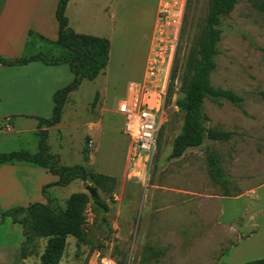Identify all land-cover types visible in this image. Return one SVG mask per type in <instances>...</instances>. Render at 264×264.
I'll return each instance as SVG.
<instances>
[{
	"label": "rangeland",
	"instance_id": "374dc122",
	"mask_svg": "<svg viewBox=\"0 0 264 264\" xmlns=\"http://www.w3.org/2000/svg\"><path fill=\"white\" fill-rule=\"evenodd\" d=\"M212 1L96 0L85 4L88 15L72 14L82 34L111 42L110 64L69 95L60 123L51 127V136L48 132V145L63 166H82L116 182L103 181L98 187L91 180L75 181L50 188L53 203L48 204L58 218L45 216L24 260L20 251L26 237L21 243L20 235L0 222L6 247L0 262L246 264L264 259V0H239L220 27L212 84L235 92L244 102L208 98L204 109L208 127L234 136L228 141L207 139L181 159H170L183 127L184 114L176 106L184 98L187 60L205 31ZM174 42L171 117L145 189L128 166L130 140L118 106L129 84L144 79L151 49ZM40 52L58 58L68 51L57 41L32 40L27 55ZM3 121L0 153L37 149L36 135H18ZM87 186L98 188L108 213Z\"/></svg>",
	"mask_w": 264,
	"mask_h": 264
},
{
	"label": "trees",
	"instance_id": "16d2710c",
	"mask_svg": "<svg viewBox=\"0 0 264 264\" xmlns=\"http://www.w3.org/2000/svg\"><path fill=\"white\" fill-rule=\"evenodd\" d=\"M72 0H61L57 11L59 23V36L57 45L64 47L68 52L58 58H50L43 52L35 55H27L15 60H0V67H22L35 62H41L47 67L68 66L75 76L74 81L65 88L57 91L53 97L55 107L50 120L39 119L40 128H51L60 123L69 95L77 91L85 80H95L101 72L106 70L110 61L111 42L107 39L88 35L77 34L69 27L66 9ZM239 0H213L207 20V26L203 31L197 49L193 50L187 60L182 91L184 98L177 101L178 108L184 114L181 133L175 138L171 160L181 159L188 150L201 147L208 139L210 141H228L233 133L211 129L207 126L208 116L205 114V101L226 99L233 104H241L244 99L233 91L216 89L212 84V74L217 68L216 58L218 46L222 39L220 29L223 17L230 14L237 6ZM44 39V38H43ZM40 153L32 155L25 151L0 153V164L13 162H27L37 167L48 170L58 177V181L43 189V195L52 204V198L48 190L54 187L65 188L75 181L86 182L91 180L96 186H101L103 181L116 180L99 173H88L82 166L66 167L62 165L59 155L51 153L48 145V131H39ZM98 193V188H94ZM95 199V198H94ZM97 205L109 212L107 204L95 199ZM36 203L27 208L15 207L2 214V219L9 217L15 224L22 226L26 242L21 248V259H25V251L34 239V233L45 223V216L58 218L49 204ZM246 264H264V259Z\"/></svg>",
	"mask_w": 264,
	"mask_h": 264
},
{
	"label": "crops",
	"instance_id": "0c3cea01",
	"mask_svg": "<svg viewBox=\"0 0 264 264\" xmlns=\"http://www.w3.org/2000/svg\"><path fill=\"white\" fill-rule=\"evenodd\" d=\"M60 1L0 0V60L27 56L34 39L40 41L44 38L56 42L59 36L57 11ZM90 1L96 0H72L67 6L69 27L77 34L84 35L81 31L83 28L78 21L73 22L71 16L75 14L82 18L88 15L89 11H85L84 6ZM74 79L75 76L66 65L47 67L35 62L22 67H0V119L10 123L11 132L14 130L18 135L31 133L39 140L35 151L27 148L14 152L40 153L41 138L38 132L48 131L49 136L52 132L51 128H40L39 119H51L55 93L61 85H69ZM57 181L58 177L48 170L27 162L0 164V222L3 221V227L20 235L21 243L24 241L22 226L15 224L9 217L3 220L2 214L15 207L27 208L36 203L46 205L48 200L43 195V189ZM5 250L0 240V254ZM0 264H3L2 261Z\"/></svg>",
	"mask_w": 264,
	"mask_h": 264
},
{
	"label": "built area",
	"instance_id": "2783aa9c",
	"mask_svg": "<svg viewBox=\"0 0 264 264\" xmlns=\"http://www.w3.org/2000/svg\"><path fill=\"white\" fill-rule=\"evenodd\" d=\"M170 45L151 49L144 79L129 84L127 95L118 106L125 120L123 131L130 140L128 166L141 177L145 189L151 181L163 130L171 117L168 98L175 42Z\"/></svg>",
	"mask_w": 264,
	"mask_h": 264
},
{
	"label": "water",
	"instance_id": "95a60500",
	"mask_svg": "<svg viewBox=\"0 0 264 264\" xmlns=\"http://www.w3.org/2000/svg\"><path fill=\"white\" fill-rule=\"evenodd\" d=\"M86 190L90 193V195L95 198L98 199V193L94 190V188H92L91 186H87Z\"/></svg>",
	"mask_w": 264,
	"mask_h": 264
}]
</instances>
